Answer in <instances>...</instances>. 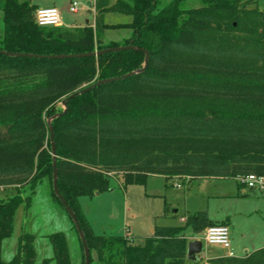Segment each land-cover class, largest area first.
<instances>
[{"label": "trees", "instance_id": "trees-1", "mask_svg": "<svg viewBox=\"0 0 264 264\" xmlns=\"http://www.w3.org/2000/svg\"><path fill=\"white\" fill-rule=\"evenodd\" d=\"M111 1L94 0V26L64 28L37 25L38 8L29 2L0 0V188L13 191L0 199V264H35L34 234L20 235L9 261L2 258V244L14 233L19 209H31L45 181L78 234L53 191L48 120L56 114L50 125L58 190L79 222L91 264L93 252L96 264H185V232L217 226L198 211L183 226H155L140 244L127 236H97L79 200L109 191L114 176L124 188L151 175L233 179L239 188V177H264V12L252 6L255 0H199L197 8H186L189 0ZM105 12L132 22L107 25ZM121 27L131 30L130 38L105 44V30ZM120 46L147 51L146 69L129 75L145 63L144 52L134 49L49 58ZM114 78L70 99L66 112L55 110L69 95ZM47 237L53 256L42 264H71L65 233ZM211 264H264V247Z\"/></svg>", "mask_w": 264, "mask_h": 264}, {"label": "rangeland", "instance_id": "rangeland-1", "mask_svg": "<svg viewBox=\"0 0 264 264\" xmlns=\"http://www.w3.org/2000/svg\"><path fill=\"white\" fill-rule=\"evenodd\" d=\"M17 1L29 2L38 8L54 6L62 16V24L68 27L94 25V0ZM73 1L81 5L77 14L68 11V6ZM171 1L161 0V3L165 5ZM89 2L91 5H88ZM200 5L199 0H189L185 7L197 8ZM252 6L264 12V0H255ZM105 22L107 25L125 26L132 22V18L128 15L105 12ZM2 30L0 11V34ZM130 36L131 30L128 28H109L104 32L103 41L105 44L110 42L123 44ZM62 108L61 102L55 106L56 111ZM184 181L176 180L174 183L178 184V187L166 188L163 177L151 175L142 185L124 188L122 180L114 176L110 181L109 191L93 197L80 198V206L95 235L116 237L129 235L138 239H129L134 245L141 243L139 240L141 237L150 235L155 226H180V220L185 219L187 215L206 211L208 217L215 223L229 222L230 242L236 257L244 256L245 250L250 253L264 247V191L248 190L244 195L233 179H201L192 187L185 186ZM188 184L189 182L186 183ZM12 193L11 188H0V199H5L7 194ZM57 231H63L66 235L71 264H83L79 236L60 206L52 201L49 185L45 181L34 195L31 209L28 211L19 209L14 233L2 244V258L5 261L11 260L17 250L18 238L23 232H29L36 237L35 264H42L44 259L53 256V248L47 236ZM223 249L222 246H211L209 253L211 257H208L206 247L204 252L208 258H215L221 256ZM92 257L94 258L92 264H96L95 252L92 253ZM185 264H211V261L199 257L195 261L186 260Z\"/></svg>", "mask_w": 264, "mask_h": 264}, {"label": "water", "instance_id": "water-1", "mask_svg": "<svg viewBox=\"0 0 264 264\" xmlns=\"http://www.w3.org/2000/svg\"><path fill=\"white\" fill-rule=\"evenodd\" d=\"M132 49L138 50V51H142L145 54L144 67L141 70H138V71H135V72H132L131 74H129V75H133V74H137V73L143 72L146 69L147 62H148V59H149V53L147 51H145V50H142V49H139V48H135V47H132V46H120V47L105 49V50H102V51H97L95 53L80 54V55H74V56L73 55H68V56H66V55L50 56L49 58H60L61 59V58H73V57L99 56L100 54H104V53H107V52H117V51L132 50ZM1 53L4 54V55L13 56V57L22 56V57H28V58H32V57H34V58H45V56H37V55L34 56V55H31V54H11V53H8V52H3V51ZM129 75H126L124 77H127ZM116 80H118V78L102 80V81H99V82H97V83H95L93 85H90L89 87L84 88L81 91H77V92L69 95L67 98H65L61 102V104L63 106V113L66 112L67 103H68V101L70 99H73V98H75L76 96H78L80 94H84V93L94 89L95 87H97L99 85L110 83V82H114ZM58 116H59V114H56L54 117H52L51 119L48 120V125H49V128H50L51 154H52V157H53V191H54L55 195L58 197V199L60 200V202L62 203V205L64 206L65 210L69 214L70 218L72 219V221H73V223H74V225L76 227V230L78 232L80 241H81V243L83 245L85 264H91V262H90V251H89L88 245L86 243L85 236H84V234H83V232L81 230V227L79 225V222H78L74 212L67 205V203L65 202L63 197L60 195L59 190H58V175H57V164H56L57 151H56V143L54 141V133H53V131L51 129V125H50L51 120L56 118V117H58ZM202 249H203L202 241L195 240V241L189 242L188 245H187V259L191 260V261H195L197 255L202 252Z\"/></svg>", "mask_w": 264, "mask_h": 264}, {"label": "built area", "instance_id": "built-area-1", "mask_svg": "<svg viewBox=\"0 0 264 264\" xmlns=\"http://www.w3.org/2000/svg\"><path fill=\"white\" fill-rule=\"evenodd\" d=\"M81 9L80 3L73 1L68 6V11L71 14H77ZM35 22L41 27H61V16L57 8H42L35 13ZM239 183L249 190L264 191V177H259L253 174L238 178ZM203 241L209 245L222 246L228 250L227 257H235L231 250L230 232L227 226L217 225L208 227L204 231Z\"/></svg>", "mask_w": 264, "mask_h": 264}, {"label": "crops", "instance_id": "crops-1", "mask_svg": "<svg viewBox=\"0 0 264 264\" xmlns=\"http://www.w3.org/2000/svg\"><path fill=\"white\" fill-rule=\"evenodd\" d=\"M88 5H91V3L89 2L88 3ZM54 7V6H53ZM93 7H94V3H93ZM38 8V7H37ZM38 9H42V8H38ZM94 12H95V15H96V11H95V8H94ZM61 18H62V16H61ZM94 26V25H93ZM61 27H64V28H76V27H68V26H65V25H63L62 24V22H61ZM78 27V26H77ZM79 27H84V26H79ZM2 33H3V30H2ZM0 36H2V34H0ZM199 180H201V179H198V180H195V181H193V182H189V184L188 185H186V183H188L187 181H185V186H188V187H192L197 181H199ZM166 181V180H165ZM174 182H176V180H169V181H166V188L168 187H173V186H177L176 185V183H174ZM178 187V186H177ZM241 189H242V193L245 195L246 194V192L249 190V189H246V188H244V187H241ZM252 191V190H251ZM57 210V209H56ZM195 214V213H194ZM189 215H187L186 216V218L185 219H181L180 220V222H181V225L180 226H183L184 224H185V221H186V219H187V217H188ZM210 219V218H209ZM211 220V219H210ZM214 222V221H213ZM225 224V226H227L228 228H229V222L228 221H224V222H222V223H216V225H224ZM25 225H26V223H25ZM172 227H179V226H172ZM229 230H230V228H229ZM152 232H153V230L151 231V234H152ZM54 233V232H53ZM186 235H187V237H188V243L189 242H192V241H195V240H199V241H202V243H203V249H202V252L200 253V254H198L197 255V257L196 258H204L206 261H212V260H215V259H218V258H222V257H227V254H228V250H226V249H223V253L221 254V256H217V257H215V256H213V257H215V258H208L209 256H210V248H211V246H213V245H209V244H206L204 241H203V235H204V233L202 234V233H200V234H197V235H195V234H193L190 230H187L186 232ZM201 234H202V236H201ZM127 237H129V239L130 238H132L133 240H138L136 237H131V236H129V235H126ZM149 236V235H148ZM231 236V235H230ZM143 237H146V236H143ZM140 240V239H139ZM204 247H206V251H207V253H208V257L206 256V253L204 252ZM263 248V247H262ZM259 249H261V248H259ZM231 250H232V247H231ZM258 250V249H257ZM233 251V253H234V255H235V257H236V253L234 252V250H232ZM254 251H256V250H254ZM254 251H252V252H254ZM252 252H250V253H247V251L245 250V255L244 256H242V257H245V256H247V255H249V254H251ZM211 257V256H210ZM242 257H237V258H242Z\"/></svg>", "mask_w": 264, "mask_h": 264}]
</instances>
